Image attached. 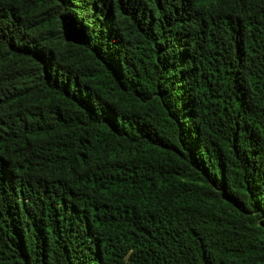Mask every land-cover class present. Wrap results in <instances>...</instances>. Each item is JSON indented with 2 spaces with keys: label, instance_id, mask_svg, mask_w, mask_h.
<instances>
[{
  "label": "trees",
  "instance_id": "obj_1",
  "mask_svg": "<svg viewBox=\"0 0 264 264\" xmlns=\"http://www.w3.org/2000/svg\"><path fill=\"white\" fill-rule=\"evenodd\" d=\"M0 264H264V0H0Z\"/></svg>",
  "mask_w": 264,
  "mask_h": 264
}]
</instances>
